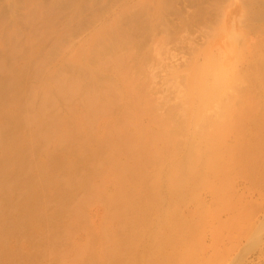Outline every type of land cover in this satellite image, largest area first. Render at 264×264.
Listing matches in <instances>:
<instances>
[{
	"label": "rangeland",
	"instance_id": "rangeland-1",
	"mask_svg": "<svg viewBox=\"0 0 264 264\" xmlns=\"http://www.w3.org/2000/svg\"><path fill=\"white\" fill-rule=\"evenodd\" d=\"M126 1L47 0L51 15L72 20L21 27L24 34L7 43L0 72L2 85L5 71L17 82L8 91L0 85V99L5 96L4 104L26 117L36 106L28 112L19 105L28 104L41 83L54 89L74 79L86 89L95 79L118 91V79L103 58L117 45L113 51L125 59V78L133 82L121 83V93L128 89L145 96L162 118L174 115V122L187 130L144 135L145 149L158 154L138 183L116 182L100 162L105 155L96 141L81 151L51 148L50 155L40 140L27 141L23 161L45 160L47 173L32 168L20 173L16 165L6 174L13 188L0 189V264H264V228H259L264 222V0H135L117 35L104 37L102 26L109 22L99 20L118 13ZM5 3L0 0V8ZM14 29L10 22L3 27ZM97 35L104 38L100 45ZM210 57L228 73L230 84L209 102L210 123L191 135L194 125L186 109L198 104L195 85ZM40 61L44 70L37 74ZM91 67H97L93 76ZM53 114L86 119L76 98L55 99L47 112ZM230 114L237 115V128L224 135ZM3 127L0 159L4 146L31 129L13 127L5 114L0 115ZM212 139L228 158L220 149L216 165L200 163L189 171L179 163L190 147L212 144ZM181 175L189 176L188 188L176 184ZM52 179L51 185L43 184ZM85 180L100 192L91 201L80 185ZM131 187L130 203L141 213L115 218L119 205L130 199ZM248 188L256 192L253 198L234 196ZM119 192L126 195L110 206L107 199ZM77 209L81 217L73 220ZM114 242L118 253L112 257Z\"/></svg>",
	"mask_w": 264,
	"mask_h": 264
},
{
	"label": "bare ground",
	"instance_id": "bare-ground-1",
	"mask_svg": "<svg viewBox=\"0 0 264 264\" xmlns=\"http://www.w3.org/2000/svg\"><path fill=\"white\" fill-rule=\"evenodd\" d=\"M6 0L4 6L0 8V72L5 70L4 58L8 54L7 43L21 37L24 33L21 27L25 25H52L58 22H65L72 20L67 16L51 15L50 8L45 6L47 0ZM35 1L37 3H35ZM135 0H127L119 7L120 11L110 12L101 22H109L102 26L103 36L112 38L118 33V27L125 24V21L131 11L135 8L133 4ZM29 5V6H26ZM6 22H10L15 28L12 31L3 30ZM109 25V26H108ZM107 26L105 29L104 27ZM36 33V32H33ZM38 34V33H37ZM36 35V34H35ZM26 37V36H23ZM97 39V42H96ZM104 38L99 35L95 37V44L103 43ZM117 45H113L110 50V57L104 55V64L111 68L112 74L116 75L118 79L119 89L111 85L101 84L98 81L91 80L86 86V89H80L76 80L72 79L67 83L60 82L54 89H49L45 84H39L29 94V103L21 104V110L31 112L26 117H20L12 112L10 107L3 102V96L0 99V115H6L9 123L13 127H19L23 131L31 128L28 132L20 138L14 139L10 145L3 147V156L0 159V189L9 190L13 185L8 183L5 178L6 174L11 171L16 165L19 166V172L24 173L30 168L36 169L40 175L47 173L45 160L32 161L25 163L21 156L22 150L26 147V142L30 140H40L45 146H49L46 155L52 154L51 148H64L67 152L70 147L81 151L83 148L90 145L91 142H98V150L100 154L105 155L100 159V162L105 166V169L113 172L114 180L118 183H138L145 180L144 167L148 161L153 160L157 156V152L150 149H145L148 143L143 141L144 135H180L186 129L184 124H176L174 122V115L170 119H164L158 114V109L151 104V100L146 99L142 95H132L128 89L123 93L120 90L121 83L132 84L133 82L126 79L124 68V61L122 56L113 49ZM105 53V52H101ZM103 55H99L98 59ZM107 59L108 64L105 62ZM78 62L77 59L74 60ZM120 68V70H119ZM44 70V63L40 61L37 65V74ZM97 72V67H91L89 75L93 76ZM3 81L2 91L12 89L17 82L13 74ZM201 80L195 85L197 106L187 108L186 115L188 120L194 125V131L191 135H199L203 126L209 124V118L206 115L207 106L211 100L217 99L221 92H223L230 84L229 76L223 67L218 63L217 59L210 57V61L204 67ZM123 75V76H121ZM117 85V86H118ZM72 98L79 99L86 111V119L63 117L60 115L48 116L47 112L51 108L55 99ZM32 104V105H29ZM36 104V105H34ZM6 107V108H5ZM170 116V115H169ZM168 116V117H169ZM236 114H230L228 124L224 135H230L237 127ZM238 124V122H236ZM235 125V127H233ZM154 126L155 129H152ZM171 130V131H169ZM6 129H0V144L6 134ZM102 135V136H99ZM213 143H206L199 148L190 147L188 153H184L179 163L186 167V170H197V165L200 163L216 165L219 151L221 149L222 155L226 158L229 154L219 147L217 139H212ZM66 144L68 147H66ZM68 148V149H67ZM3 159V160H2ZM124 160V161H123ZM23 163V164H22ZM262 164H259V167ZM189 176L181 175L177 179L179 187L188 188ZM52 180L43 181L44 185H51ZM71 180L66 179L65 183L69 184ZM250 184L249 182H246ZM56 184V183H55ZM80 185L86 190V201L93 200V196L98 195L99 190L93 186L91 180L81 181ZM134 190V188H133ZM132 187L127 191L130 198ZM254 191L250 188L246 189L243 194L234 196L246 200V198H253ZM124 192H119L116 195L109 197L107 202L110 206L118 203ZM133 194V193H132ZM100 198L102 195L99 196ZM130 199L124 204L119 205L115 218H121V215H139L141 212L133 210L135 207L130 203ZM133 210V211H132ZM74 210L72 212L73 220L81 217V212ZM259 228H264V222L259 225ZM107 243H110L109 237H106ZM123 242V241H122ZM118 253V243L114 242L111 246L109 256H116Z\"/></svg>",
	"mask_w": 264,
	"mask_h": 264
}]
</instances>
